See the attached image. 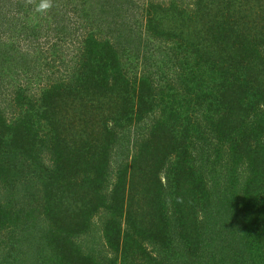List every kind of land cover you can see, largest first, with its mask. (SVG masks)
I'll list each match as a JSON object with an SVG mask.
<instances>
[{
  "label": "trees",
  "instance_id": "obj_1",
  "mask_svg": "<svg viewBox=\"0 0 264 264\" xmlns=\"http://www.w3.org/2000/svg\"><path fill=\"white\" fill-rule=\"evenodd\" d=\"M259 1H147L159 53L138 75L115 37L80 23L89 11L46 19L52 42L75 34L77 59L68 75L45 64L38 99L21 90L18 116L0 114V264H264ZM129 2L96 1L101 18ZM186 196L203 216L182 213ZM97 226L107 255L85 245Z\"/></svg>",
  "mask_w": 264,
  "mask_h": 264
},
{
  "label": "rangeland",
  "instance_id": "obj_2",
  "mask_svg": "<svg viewBox=\"0 0 264 264\" xmlns=\"http://www.w3.org/2000/svg\"><path fill=\"white\" fill-rule=\"evenodd\" d=\"M16 1L0 2V23H2V27L0 26V114L8 122L18 116V108L15 107V102L13 101V97H15L17 92H21L22 90V95L26 99L35 100L38 99L43 88L47 86L46 82L42 81V79L45 80L46 78L36 74L45 64L50 67L56 65L60 69L56 71H59L62 75H68L69 69H65L70 67L76 58V53L73 50L76 44L72 42V40L75 41V34L67 27V31L63 34L59 33L58 36L59 39L65 37V40L61 41L55 38L52 42V34L50 32L45 33V29L47 28L46 19H54L55 24H58L63 17L71 16L70 22H72V19H75V16H78L80 11H83L84 14L86 11H89L85 17L79 19L80 23L86 25L88 22L93 28L98 27L101 35L109 38L110 41L115 37L120 45L119 55L121 56L122 63L130 71L132 69L135 72L138 71L137 75L146 69L144 66L148 65L144 56H156L159 53V50H157L158 45H153L152 41L147 40L146 38L148 37L142 32L144 20L140 12L142 5L147 3V1L149 3L151 0H130L127 5L120 6V9L117 6L113 12H107L109 15H105L102 18L100 7L96 3L97 0H67V9L56 7V4L52 1V7L47 10H39L32 0L31 4H28L30 0H27V2L18 0V2L23 3L21 4L23 9L20 11L12 10V6L16 9L14 4ZM152 1L154 3L156 1L166 2V0ZM217 4H220V2L217 1ZM259 5H262V8H264V0H260ZM94 7L95 10H93ZM71 8H75L77 14L72 12ZM30 9L32 10L31 15H25L24 11ZM65 10L69 11V14ZM255 12L260 13V10H256ZM21 23H27L28 28L21 32L19 36H15L13 34V30H15L14 26H19ZM148 44L150 45L148 46ZM136 55H138V58ZM158 59L161 61L162 56ZM70 103L69 100L64 106L66 105L65 107L70 109ZM190 198V196H186L185 201L181 202L182 213L188 215L193 210H196L203 216L204 213L200 206H196L195 208L191 206ZM94 221L96 222L97 218ZM179 230L178 226L172 227L174 233H177ZM100 235V226H97L92 233V236H94L92 240L88 239L86 241V237L84 241L85 245H88L90 248L93 247V249L107 255L108 250L99 241L101 240ZM13 245H15L13 249L16 250L18 245L15 243ZM27 248H33V245L29 243V247ZM23 257V259H28L26 256ZM142 263L143 261H136V264Z\"/></svg>",
  "mask_w": 264,
  "mask_h": 264
},
{
  "label": "clouds",
  "instance_id": "obj_3",
  "mask_svg": "<svg viewBox=\"0 0 264 264\" xmlns=\"http://www.w3.org/2000/svg\"><path fill=\"white\" fill-rule=\"evenodd\" d=\"M52 7V0H42L41 4L39 5L40 10H47Z\"/></svg>",
  "mask_w": 264,
  "mask_h": 264
}]
</instances>
